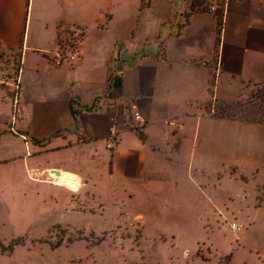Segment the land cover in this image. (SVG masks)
I'll list each match as a JSON object with an SVG mask.
<instances>
[{
  "label": "crops",
  "instance_id": "obj_1",
  "mask_svg": "<svg viewBox=\"0 0 264 264\" xmlns=\"http://www.w3.org/2000/svg\"><path fill=\"white\" fill-rule=\"evenodd\" d=\"M212 4L0 0V74L21 70L12 125V88L0 82V224L18 208L26 218L40 193L65 215L72 196H91L77 213L94 214V193L120 192L148 212L210 210L209 235H231L222 249L198 242L209 247L202 261L219 251L216 264H264V121L214 110L264 83V0ZM66 26L83 30L79 55L56 64ZM54 171L77 177L76 188Z\"/></svg>",
  "mask_w": 264,
  "mask_h": 264
},
{
  "label": "rangeland",
  "instance_id": "obj_2",
  "mask_svg": "<svg viewBox=\"0 0 264 264\" xmlns=\"http://www.w3.org/2000/svg\"><path fill=\"white\" fill-rule=\"evenodd\" d=\"M192 1L194 7L202 9L207 3L219 5L222 0ZM214 110L219 116L264 121V83L249 84L235 102H215ZM94 196L96 205L102 204L94 214L77 213L83 207L89 208L87 202L90 203L91 196L81 200L72 196L73 205L69 207L67 201L63 206L65 215L57 213L47 195L40 193L39 201L33 197V206L27 210L26 218L25 212L18 208L12 224H0V241L4 245L16 237H24L25 241L11 253L0 250V264H216L219 251L210 261H202L200 258L207 257L209 247L197 246L198 242L209 244V239L213 238L219 245L216 248L222 249L230 241V233L209 235L205 226L211 225L214 219L206 208L148 212L120 192L102 191ZM121 217L129 226L114 227ZM137 229L140 231L138 241L134 239ZM161 235L165 241L160 239ZM59 240L62 242L57 249L45 243L54 245Z\"/></svg>",
  "mask_w": 264,
  "mask_h": 264
},
{
  "label": "built area",
  "instance_id": "obj_3",
  "mask_svg": "<svg viewBox=\"0 0 264 264\" xmlns=\"http://www.w3.org/2000/svg\"><path fill=\"white\" fill-rule=\"evenodd\" d=\"M217 5L218 4L214 2V4L208 6V9L216 11ZM82 38L83 30L79 26L62 27L57 36L56 50L52 57L53 62L56 64H69L76 61L79 55V46ZM1 52L2 49L0 47V53ZM0 82L12 88V112L10 115V123L12 125L19 117L18 105L21 91V70L14 71L13 73H9L4 70L0 74ZM130 128L137 133H140L143 128V119L140 113L136 110L132 112V123L130 124ZM115 141V138H112L109 141V146L112 147L115 144ZM237 228L238 226L235 222L230 223L231 230H235Z\"/></svg>",
  "mask_w": 264,
  "mask_h": 264
},
{
  "label": "trees",
  "instance_id": "obj_4",
  "mask_svg": "<svg viewBox=\"0 0 264 264\" xmlns=\"http://www.w3.org/2000/svg\"><path fill=\"white\" fill-rule=\"evenodd\" d=\"M220 22V20H218V23ZM243 120H248V121H262V120H257V119H243ZM102 239H97V241H101ZM47 242V241H46ZM62 240H59L56 244H51L50 242H47L49 244V246L51 247V249H56L61 245ZM23 244V239L21 237L16 238L11 240L8 245L4 246L3 244H1L0 242V249L2 252H10L14 246L16 245H22Z\"/></svg>",
  "mask_w": 264,
  "mask_h": 264
},
{
  "label": "bare ground",
  "instance_id": "obj_5",
  "mask_svg": "<svg viewBox=\"0 0 264 264\" xmlns=\"http://www.w3.org/2000/svg\"><path fill=\"white\" fill-rule=\"evenodd\" d=\"M55 172H53V175ZM55 178H57V181L65 184L66 186L70 187V188H76V186L79 183V180L77 177L69 174V173H65V172H59L58 175L55 176Z\"/></svg>",
  "mask_w": 264,
  "mask_h": 264
},
{
  "label": "water",
  "instance_id": "obj_6",
  "mask_svg": "<svg viewBox=\"0 0 264 264\" xmlns=\"http://www.w3.org/2000/svg\"><path fill=\"white\" fill-rule=\"evenodd\" d=\"M56 174H58V171H54Z\"/></svg>",
  "mask_w": 264,
  "mask_h": 264
}]
</instances>
